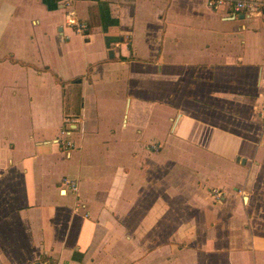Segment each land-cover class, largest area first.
Segmentation results:
<instances>
[{"label":"crops","instance_id":"obj_1","mask_svg":"<svg viewBox=\"0 0 264 264\" xmlns=\"http://www.w3.org/2000/svg\"><path fill=\"white\" fill-rule=\"evenodd\" d=\"M231 11L0 0V264H264V10Z\"/></svg>","mask_w":264,"mask_h":264},{"label":"built area","instance_id":"obj_2","mask_svg":"<svg viewBox=\"0 0 264 264\" xmlns=\"http://www.w3.org/2000/svg\"><path fill=\"white\" fill-rule=\"evenodd\" d=\"M72 0H64L65 6H69L71 4ZM207 5L210 8H217L222 5L229 6L231 8V12L233 14L236 13H253V12H259L262 13L264 10V0H207ZM228 15V14H227ZM66 23L70 25L73 28V31L80 34H86L87 30V24L77 18L72 10H68L66 12ZM64 37L61 36L60 39L62 40ZM263 99H264V93H263ZM262 109L264 110V104L262 106ZM64 125L59 130V136H61L63 139L61 141V144L65 149H68L72 146V142L68 138L69 132L68 127L71 125L73 120L65 116L63 119ZM61 185L63 187L69 188L71 190H76L77 188V182L76 180L70 179L68 177H64L61 181ZM221 191L214 189L213 190V197L215 199H219L221 197ZM37 264H65L63 261H43L39 262Z\"/></svg>","mask_w":264,"mask_h":264},{"label":"trees","instance_id":"obj_3","mask_svg":"<svg viewBox=\"0 0 264 264\" xmlns=\"http://www.w3.org/2000/svg\"><path fill=\"white\" fill-rule=\"evenodd\" d=\"M43 261H48L47 259H44Z\"/></svg>","mask_w":264,"mask_h":264}]
</instances>
